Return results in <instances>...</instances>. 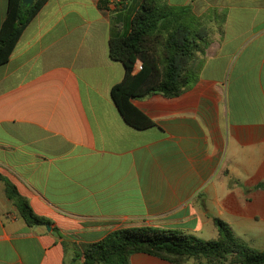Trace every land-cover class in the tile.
Returning a JSON list of instances; mask_svg holds the SVG:
<instances>
[{"label":"crops","instance_id":"crops-1","mask_svg":"<svg viewBox=\"0 0 264 264\" xmlns=\"http://www.w3.org/2000/svg\"><path fill=\"white\" fill-rule=\"evenodd\" d=\"M164 1L205 16L211 42L191 90L132 101L154 127L129 126L111 95V26L132 0H48L0 66V175L51 221L29 226L0 180V264H70L65 243L131 227L217 239L215 219L264 250V0Z\"/></svg>","mask_w":264,"mask_h":264},{"label":"trees","instance_id":"trees-1","mask_svg":"<svg viewBox=\"0 0 264 264\" xmlns=\"http://www.w3.org/2000/svg\"><path fill=\"white\" fill-rule=\"evenodd\" d=\"M48 0H9L0 31V66L6 64L26 27ZM211 42L205 16L191 7L172 6L164 0H132L129 11L116 15L111 26L110 56L123 63L125 77L111 92L119 113L131 127L156 126L132 101L161 95L172 99L191 90L199 81L204 53ZM142 69L136 71L137 65ZM6 195L29 226L50 225L8 179ZM264 187V186H262ZM217 239L201 240L179 230L131 227L107 235L102 241L76 246L65 243L74 256L70 264H131L134 254H148L172 264H264V250L236 237L223 221L215 219Z\"/></svg>","mask_w":264,"mask_h":264},{"label":"water","instance_id":"water-1","mask_svg":"<svg viewBox=\"0 0 264 264\" xmlns=\"http://www.w3.org/2000/svg\"><path fill=\"white\" fill-rule=\"evenodd\" d=\"M35 2V0H24L25 5H32ZM48 229H50V226H47Z\"/></svg>","mask_w":264,"mask_h":264},{"label":"built area","instance_id":"built-area-1","mask_svg":"<svg viewBox=\"0 0 264 264\" xmlns=\"http://www.w3.org/2000/svg\"><path fill=\"white\" fill-rule=\"evenodd\" d=\"M137 67L139 68V70H141V69H142V66H141V64H140V63L137 65Z\"/></svg>","mask_w":264,"mask_h":264},{"label":"rangeland","instance_id":"rangeland-1","mask_svg":"<svg viewBox=\"0 0 264 264\" xmlns=\"http://www.w3.org/2000/svg\"><path fill=\"white\" fill-rule=\"evenodd\" d=\"M25 4V3H24Z\"/></svg>","mask_w":264,"mask_h":264}]
</instances>
